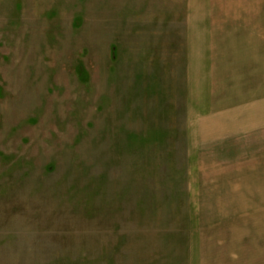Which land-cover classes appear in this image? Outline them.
<instances>
[{
  "label": "rangeland",
  "instance_id": "374dc122",
  "mask_svg": "<svg viewBox=\"0 0 264 264\" xmlns=\"http://www.w3.org/2000/svg\"><path fill=\"white\" fill-rule=\"evenodd\" d=\"M184 5L0 0V264H264V98L189 105Z\"/></svg>",
  "mask_w": 264,
  "mask_h": 264
},
{
  "label": "crops",
  "instance_id": "0c3cea01",
  "mask_svg": "<svg viewBox=\"0 0 264 264\" xmlns=\"http://www.w3.org/2000/svg\"><path fill=\"white\" fill-rule=\"evenodd\" d=\"M184 2V90L189 105L194 106V100L200 105L213 95L212 76L219 83L216 88L223 91L219 96L238 100L234 115L247 110L249 100L260 102L264 98V0ZM194 132L187 130L186 136Z\"/></svg>",
  "mask_w": 264,
  "mask_h": 264
}]
</instances>
